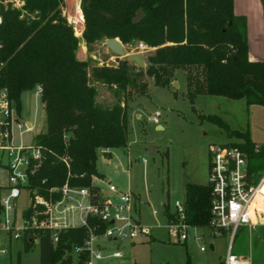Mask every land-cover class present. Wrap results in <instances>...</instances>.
<instances>
[{"label": "trees", "instance_id": "1", "mask_svg": "<svg viewBox=\"0 0 264 264\" xmlns=\"http://www.w3.org/2000/svg\"><path fill=\"white\" fill-rule=\"evenodd\" d=\"M20 1L22 5L17 7L10 0H0V88L7 90L18 114L22 93L41 88L46 130L35 139L44 148L46 159L31 186L44 195L66 182L96 192L99 188L93 177H102L96 167L100 149L127 147L129 116L119 98L112 106L98 103L91 80L119 95L136 86L143 72L133 73L135 62L128 58L117 60L115 66L77 59L78 39L62 15L63 0ZM80 8L89 51L103 38H118L123 44L142 41L154 48L146 57L145 73L155 85L168 86L179 70L191 103L205 94L244 98L248 105L264 108V61L248 59L246 18L234 13L233 0H81ZM138 11L143 17L135 22ZM139 87L135 88L141 92ZM206 120L240 140L229 144L247 153L252 173L264 170V149L255 151L257 144L248 133L228 130L215 115H207ZM103 155L110 158V153ZM59 197L54 194L55 199ZM211 199L207 183H186L185 218L190 226L209 225ZM164 206L170 218L168 205ZM89 221L98 224L96 233L104 232L106 223L94 218ZM29 234L31 239H23V249L29 250L38 238L39 264H71L67 252L83 245L87 230L83 226L62 230L55 244L49 231ZM86 257V253L80 254L78 264ZM15 264H20L19 254Z\"/></svg>", "mask_w": 264, "mask_h": 264}, {"label": "rangeland", "instance_id": "2", "mask_svg": "<svg viewBox=\"0 0 264 264\" xmlns=\"http://www.w3.org/2000/svg\"><path fill=\"white\" fill-rule=\"evenodd\" d=\"M80 1L63 0L61 6L62 15L72 26L78 39L77 59L90 58L91 64L115 66L117 60L138 53L145 64L140 67L134 63L132 66L133 73L142 71L143 75L138 78L136 86L130 87L128 93L116 95L104 84L91 80V84L97 89L98 103L112 106L119 98L127 106L129 116L127 147L112 149L110 163L104 162L102 155L98 156L96 167L103 179H95L94 182L103 189L109 183L122 191L132 192L140 207L141 222L151 226V234L140 235L134 245L129 240L101 239L104 254H110L114 250H119L122 254L116 260L109 258L101 262L176 264L189 260L192 264L222 263L230 244L229 234L225 232L223 236L211 237L206 228L190 227L186 242H180L168 232L164 203L168 205L169 211H173L176 200L185 203L186 183H207L209 149L212 145L240 141L229 137L225 129L206 120L207 115L219 117L227 124L228 130L246 132L252 142L263 145L264 108L255 104L248 105L244 98L229 99L205 94L197 95L191 103L186 96L184 74L179 70L175 72V80L168 86L155 85L145 73L146 57L154 48L146 45L147 50H141L138 45L142 41L122 43L125 57L112 53L105 45L106 38L93 43L89 51L83 38L84 23L81 25L78 21L79 16L84 22ZM14 4L20 7L22 2L15 0ZM235 9L239 15L245 16L248 35L258 31L260 26L264 27L263 0H235ZM256 40H252L253 47L257 45ZM141 84H144L142 88L139 87ZM21 103L22 121H31L33 127L22 134L15 130L14 138L16 142L34 143L35 136L46 130L45 109L40 92L36 88L23 92ZM156 110L161 113L159 124L162 129H157V124L150 120ZM150 149L154 151L150 152ZM24 197L22 193L18 202L20 211L26 207ZM153 210H157L158 214L154 215ZM75 223L80 221L75 218ZM200 235H204L202 240L196 237ZM200 246H204L206 250L201 251ZM249 249L253 260L264 264L263 227L260 232H249L244 226L237 229L231 242L232 254L247 256ZM3 251L7 253L4 254ZM19 251L22 264L38 262L37 240L25 251L22 242L9 241L6 234L0 233V264H10L11 261L14 264Z\"/></svg>", "mask_w": 264, "mask_h": 264}, {"label": "built area", "instance_id": "3", "mask_svg": "<svg viewBox=\"0 0 264 264\" xmlns=\"http://www.w3.org/2000/svg\"><path fill=\"white\" fill-rule=\"evenodd\" d=\"M138 48L147 50L143 43H139ZM36 91L40 92L41 88L37 86ZM160 115L156 110L150 120L158 124ZM31 129L22 121L7 90L0 88V233L6 234L9 241L23 243L24 238L31 239L30 231H49L55 244L60 231L83 226L87 230L83 245L67 252L72 257L71 264H78L82 253L87 257L81 264H99L122 256L118 250L104 254L101 239L132 242L140 235L151 234V226L144 225L138 217L133 194L113 184L107 183L105 189L98 186L95 192L89 187L71 186L66 182L61 187L48 189L47 195L32 187L31 179L46 159L44 148L36 141L26 144L14 138L15 130L22 134ZM260 149H264V144L255 145V151ZM100 153H110V149H100ZM207 184L212 199L206 229L211 237H220L226 232L230 238L222 264H262L253 260L250 249L247 256L232 254L231 242L240 226L247 227L249 232H260V228H264V170L260 174L252 173L247 153L237 146L215 144L209 149ZM22 193L26 207L20 211L18 202ZM55 193L60 197L55 199ZM169 212L171 217H166L169 234L185 243L188 228L192 227L186 222L185 203L176 200L174 210ZM75 218L80 223H75ZM91 218L106 223L102 234L95 232L98 224L92 225ZM196 237L202 240L204 235ZM200 250L206 248L200 246Z\"/></svg>", "mask_w": 264, "mask_h": 264}, {"label": "crops", "instance_id": "4", "mask_svg": "<svg viewBox=\"0 0 264 264\" xmlns=\"http://www.w3.org/2000/svg\"><path fill=\"white\" fill-rule=\"evenodd\" d=\"M233 11H234V13L235 14H237V15H239V13L236 11V9H235V0H233ZM80 14V13H79ZM81 16V15H80ZM244 16V15H243ZM245 17V16H244ZM82 18V17H81ZM247 33H248V31H247ZM253 39H257L256 40V46H254L253 47V43H252V40ZM247 41H248V59L249 60H251V61H264V27H262V26H260V28H259V30L258 31H256V32H253L251 35L249 34H247ZM29 120H27V121H25L26 123L28 122ZM30 123H31V127H33V123L31 122V121H29ZM156 128L157 129H162V125H160L159 123L156 125ZM111 154H112V150H110V158H107V157H105L104 155H102L103 157H102V160L104 161V162H107V163H110V161H111ZM131 164V163H130ZM132 165V164H131ZM95 179H99V180H102L103 178H101V177H93V184H95L96 186H98L97 184H96V182H94V180ZM119 189V188H118ZM132 193V192H131ZM133 194V193H132ZM134 196V195H133ZM134 206H135V208H136V210H137V213H138V217H139V219H141V217H140V207H139V204L137 205V203H136V201H135V196H134ZM156 211V214H158V211L157 210H155ZM152 213H153V211H152ZM156 214H154V215H156ZM141 221V220H140ZM137 239V238H136ZM135 239V240H136ZM135 240L134 241H132V244L134 245V243H135ZM23 244V243H22ZM119 251V250H118ZM3 253L4 254H6L7 252L6 251H3ZM19 254V257L21 256V253H20V251L19 252H17L16 253V258H17V255ZM122 257V256H121ZM120 257V258H121ZM15 258V259H16ZM116 259H118V258H116ZM115 259V260H116ZM16 261V260H15ZM120 262H114V263H112V262H100L99 264H119ZM10 264H13L12 263V261L10 262ZM15 264V263H14ZM20 264H22L21 263V261H20ZM35 264H39V260H38V262L37 263H35ZM129 264V263H128ZM220 264H222V263H220Z\"/></svg>", "mask_w": 264, "mask_h": 264}, {"label": "water", "instance_id": "5", "mask_svg": "<svg viewBox=\"0 0 264 264\" xmlns=\"http://www.w3.org/2000/svg\"><path fill=\"white\" fill-rule=\"evenodd\" d=\"M142 17H143V13L141 11H138L135 18H134V21L137 22ZM105 45L115 55H117L119 57H125L126 56V52L123 48V44L120 42V40L118 38L106 39ZM128 59L130 61L135 62L140 67H143L145 65L138 53H133V54L128 55ZM174 83H175V85H177L176 82H174ZM26 124H27V126H31V123L29 121ZM153 151H154V149H150V152H153Z\"/></svg>", "mask_w": 264, "mask_h": 264}, {"label": "bare ground", "instance_id": "6", "mask_svg": "<svg viewBox=\"0 0 264 264\" xmlns=\"http://www.w3.org/2000/svg\"><path fill=\"white\" fill-rule=\"evenodd\" d=\"M78 21L79 23L82 25L84 22H83V19L81 17L78 16ZM80 26V25H79ZM80 31V30H79Z\"/></svg>", "mask_w": 264, "mask_h": 264}]
</instances>
